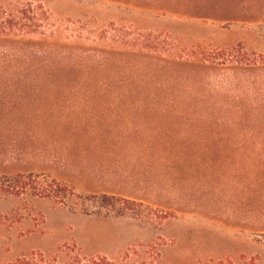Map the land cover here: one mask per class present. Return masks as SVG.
<instances>
[{
	"label": "rangeland",
	"instance_id": "rangeland-1",
	"mask_svg": "<svg viewBox=\"0 0 264 264\" xmlns=\"http://www.w3.org/2000/svg\"><path fill=\"white\" fill-rule=\"evenodd\" d=\"M25 4L49 16L0 41V264H264V0L0 9Z\"/></svg>",
	"mask_w": 264,
	"mask_h": 264
},
{
	"label": "trees",
	"instance_id": "trees-1",
	"mask_svg": "<svg viewBox=\"0 0 264 264\" xmlns=\"http://www.w3.org/2000/svg\"><path fill=\"white\" fill-rule=\"evenodd\" d=\"M48 13L40 7L32 4H25L19 9L6 12L0 9V41L21 42L25 38L34 36H45V29L48 21ZM144 42L151 44V38H143ZM146 39V40H145ZM136 42H139L136 40ZM154 44H158V39L154 40ZM158 46V45H157ZM160 46V45H159ZM145 50L159 52L158 48L146 47ZM219 60V59H212ZM210 59H203L202 62L207 63ZM14 264H115L106 257H87L83 255L79 249L72 247L68 250V255L64 261L60 262L57 257H46L43 254H32L30 257L18 259ZM149 264H158L153 261ZM254 264V263H251Z\"/></svg>",
	"mask_w": 264,
	"mask_h": 264
}]
</instances>
